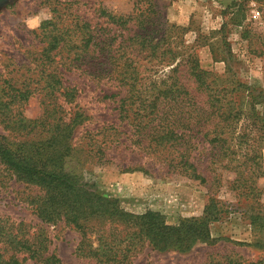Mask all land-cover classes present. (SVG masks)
<instances>
[{
	"label": "trees",
	"instance_id": "trees-1",
	"mask_svg": "<svg viewBox=\"0 0 264 264\" xmlns=\"http://www.w3.org/2000/svg\"><path fill=\"white\" fill-rule=\"evenodd\" d=\"M52 12L34 30L42 45L31 61L34 71L0 76V125L8 130L0 132V183L8 176L34 186L29 203L35 204L44 222L63 221L77 231V255L93 264H131L147 244L161 251H187L213 241L210 224L220 212L214 199L203 216L169 224L160 212L125 210L69 167L76 131L91 120L76 110L80 82L113 86L116 91L101 98L117 104L114 122L89 125L82 133L88 139L85 162L101 163L111 144L126 137L167 172L199 180L210 189L221 183V174L213 170L207 178L192 156L206 143L211 158L206 168L220 163L233 171L228 182L253 202L262 192L257 181L264 176V92L231 74L214 75L195 57L177 60L167 39L170 28L154 8H134L126 16L103 11L114 26L107 33L73 13L58 8ZM118 29L127 35L117 34ZM144 63L170 67V74L160 84L146 85L141 77ZM180 68L186 69L191 86L181 81ZM71 73L77 79L70 82ZM36 95L42 114L30 119L24 106ZM251 223L264 228V217L251 216ZM0 231L12 236L18 252H25L34 264H64L54 252L49 254L51 240L45 230L25 231V238L1 226ZM0 264L22 262L0 253ZM202 264H264V256L247 262L235 254H214Z\"/></svg>",
	"mask_w": 264,
	"mask_h": 264
},
{
	"label": "rangeland",
	"instance_id": "rangeland-1",
	"mask_svg": "<svg viewBox=\"0 0 264 264\" xmlns=\"http://www.w3.org/2000/svg\"><path fill=\"white\" fill-rule=\"evenodd\" d=\"M0 6L1 77L22 75L28 69L34 71L31 61L42 46L34 30L52 17L53 8L73 13L91 28L106 33L114 26L103 11L126 16L134 8H154L156 16L170 28L167 39L176 51L177 60L195 57L201 68L214 75L231 74L257 92H264V0H9ZM120 32L125 36L128 33L118 29L117 34ZM141 70L146 85L160 84L170 74V67L156 68L150 63H144ZM185 70L180 68L181 81L191 86L192 80ZM68 79L71 82L77 76L71 73ZM80 83L82 92L76 110L91 117L87 127L114 122L117 104L113 99L101 97L116 89L84 79ZM199 100L204 102L205 98L199 96ZM24 109L28 118H38L42 114L38 96L32 97ZM87 127L77 129L74 142L78 149L75 147L68 165L78 169L99 194L117 200L129 212H160L169 224L203 216L212 199L220 210L217 220L210 224L213 241L197 243L187 251H161L147 244L131 264H202L214 254H235L247 262H256L264 256V228L251 223V216L264 217V176L257 181L262 189L259 197L249 201L228 182L233 171L220 163L206 168L211 159L206 143L205 149L200 144L192 156H196L207 178L213 170L218 172L217 176L221 174V183L210 189L199 180L167 172L165 165L132 147L126 137L120 144H111L107 156L95 165L84 160L88 139L82 133ZM0 132L7 134L8 130L0 125ZM262 154L264 169V149ZM34 188L8 176L0 183L1 228L24 238L25 231L39 233L43 229L51 240L49 254L54 252L64 264H93L77 255L80 241L77 231L63 221L42 220L35 204L28 201L27 196ZM9 240L12 236L0 231V253L6 258L15 255L22 264H34V260L25 257V252H18L15 243Z\"/></svg>",
	"mask_w": 264,
	"mask_h": 264
},
{
	"label": "flooded vegetation",
	"instance_id": "flooded-vegetation-1",
	"mask_svg": "<svg viewBox=\"0 0 264 264\" xmlns=\"http://www.w3.org/2000/svg\"><path fill=\"white\" fill-rule=\"evenodd\" d=\"M9 2V0H0V5H5L6 3H8ZM1 7V6H0Z\"/></svg>",
	"mask_w": 264,
	"mask_h": 264
}]
</instances>
